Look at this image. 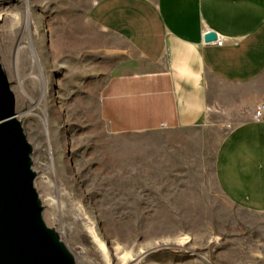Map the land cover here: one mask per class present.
Returning <instances> with one entry per match:
<instances>
[{
	"label": "rangeland",
	"instance_id": "1",
	"mask_svg": "<svg viewBox=\"0 0 264 264\" xmlns=\"http://www.w3.org/2000/svg\"><path fill=\"white\" fill-rule=\"evenodd\" d=\"M97 1L0 0V64L33 148L44 223L76 264H264V235L214 181L225 131L147 142L111 130L102 93L132 54L108 36L124 57L100 45L88 19Z\"/></svg>",
	"mask_w": 264,
	"mask_h": 264
},
{
	"label": "crops",
	"instance_id": "2",
	"mask_svg": "<svg viewBox=\"0 0 264 264\" xmlns=\"http://www.w3.org/2000/svg\"><path fill=\"white\" fill-rule=\"evenodd\" d=\"M89 9L105 52L124 57L108 36L132 54L130 71L102 93L111 130L147 142L225 131L212 160L216 187L263 237L264 115L255 113L264 105V0H98ZM211 34L220 44L205 41Z\"/></svg>",
	"mask_w": 264,
	"mask_h": 264
},
{
	"label": "water",
	"instance_id": "3",
	"mask_svg": "<svg viewBox=\"0 0 264 264\" xmlns=\"http://www.w3.org/2000/svg\"><path fill=\"white\" fill-rule=\"evenodd\" d=\"M214 39L211 34L205 41ZM14 102L0 64V264H76L60 235L42 219L33 148L16 119Z\"/></svg>",
	"mask_w": 264,
	"mask_h": 264
},
{
	"label": "built area",
	"instance_id": "4",
	"mask_svg": "<svg viewBox=\"0 0 264 264\" xmlns=\"http://www.w3.org/2000/svg\"><path fill=\"white\" fill-rule=\"evenodd\" d=\"M205 34L207 35V34H209L208 32H205ZM220 42L221 41H218V40H216L215 42H207V43H216V44H220ZM264 105H260V106H258V108H257V110H256V113H255V118L256 119H261V113H262V107H263Z\"/></svg>",
	"mask_w": 264,
	"mask_h": 264
},
{
	"label": "bare ground",
	"instance_id": "5",
	"mask_svg": "<svg viewBox=\"0 0 264 264\" xmlns=\"http://www.w3.org/2000/svg\"><path fill=\"white\" fill-rule=\"evenodd\" d=\"M261 115H264V106L262 107V113H261ZM184 240H186V239H184ZM99 244L101 245V247H102L103 251L106 253V248H105V245H104V244H102V242H101V241H99Z\"/></svg>",
	"mask_w": 264,
	"mask_h": 264
}]
</instances>
